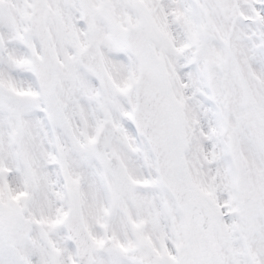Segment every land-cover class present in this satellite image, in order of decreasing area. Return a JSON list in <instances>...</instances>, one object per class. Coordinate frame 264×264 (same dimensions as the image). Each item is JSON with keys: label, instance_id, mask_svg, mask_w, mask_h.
Here are the masks:
<instances>
[{"label": "snow or ice", "instance_id": "6c2138e0", "mask_svg": "<svg viewBox=\"0 0 264 264\" xmlns=\"http://www.w3.org/2000/svg\"><path fill=\"white\" fill-rule=\"evenodd\" d=\"M0 264H264V0H0Z\"/></svg>", "mask_w": 264, "mask_h": 264}]
</instances>
